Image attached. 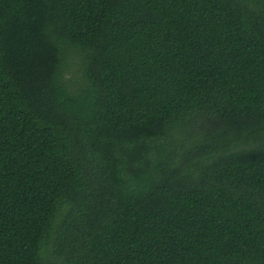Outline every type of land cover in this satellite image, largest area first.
<instances>
[{
    "label": "trees",
    "instance_id": "16d2710c",
    "mask_svg": "<svg viewBox=\"0 0 264 264\" xmlns=\"http://www.w3.org/2000/svg\"><path fill=\"white\" fill-rule=\"evenodd\" d=\"M0 264H264V0H0Z\"/></svg>",
    "mask_w": 264,
    "mask_h": 264
}]
</instances>
